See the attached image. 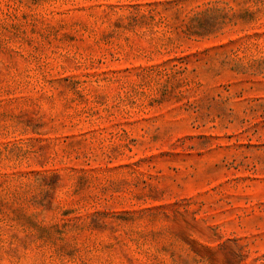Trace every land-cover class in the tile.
<instances>
[{
  "label": "rangeland",
  "instance_id": "rangeland-1",
  "mask_svg": "<svg viewBox=\"0 0 264 264\" xmlns=\"http://www.w3.org/2000/svg\"><path fill=\"white\" fill-rule=\"evenodd\" d=\"M0 264H264V0H0Z\"/></svg>",
  "mask_w": 264,
  "mask_h": 264
}]
</instances>
